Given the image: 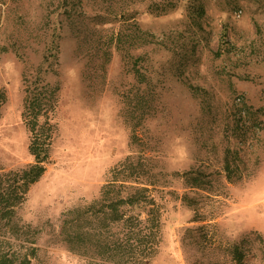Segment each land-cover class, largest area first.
<instances>
[{"label": "rangeland", "instance_id": "1", "mask_svg": "<svg viewBox=\"0 0 264 264\" xmlns=\"http://www.w3.org/2000/svg\"><path fill=\"white\" fill-rule=\"evenodd\" d=\"M198 6L203 16L192 14ZM138 29L154 42L146 48L149 89L127 64L141 53ZM117 35L124 51H114ZM50 39L60 46L56 75L46 77L59 87L56 129L46 171L15 214L37 231L31 264L100 262L70 251L63 215L97 199L127 157L156 176L151 194L164 207L149 264H236L235 243L243 264H264V0H0L2 171L33 163L21 117L25 77L50 69L43 60ZM227 149L240 159L231 181L223 172ZM190 170L205 176L203 189L179 176ZM201 225L205 237L196 246L183 240L187 228ZM3 235L0 250L25 245Z\"/></svg>", "mask_w": 264, "mask_h": 264}, {"label": "trees", "instance_id": "2", "mask_svg": "<svg viewBox=\"0 0 264 264\" xmlns=\"http://www.w3.org/2000/svg\"><path fill=\"white\" fill-rule=\"evenodd\" d=\"M192 14L203 16V7H195ZM122 16L123 13L114 15L115 18ZM105 23L109 20L100 19L98 22ZM135 38V49L141 53L127 64L138 83L149 89L153 64L146 48L154 42L152 35L141 29ZM124 43L117 35L114 51H124ZM59 48L58 42L50 39L43 50V60L51 65L50 69L39 68L34 79L25 77L21 117L29 133L28 151L33 163L18 170H0V234L23 238L25 245L15 251L0 250V264H31L35 255L37 231L29 225H19L15 214L25 201L30 185L38 181L49 163L51 140L56 129L51 117L57 106L59 87L51 85L46 77L48 73L56 75L52 66L58 63ZM109 55V52H102V59L107 60ZM4 102L5 95L0 92V107ZM137 138L132 133V143ZM239 160L235 151H224L223 172L228 181L238 178L232 168H238ZM179 176L191 189H203L208 184L198 170ZM155 184L156 176L145 170L139 161L127 157L111 170L110 178L102 186L97 199L63 215L60 234L70 251L87 255L92 260L99 259L100 262L92 264H149L161 243L164 214V207L151 194ZM183 201L191 206V199L184 196ZM193 221L199 222L200 219L196 216ZM203 229V225L187 228L183 240L187 239L188 244L196 246L198 240L205 237ZM229 255L236 264H243L245 254L242 245L233 244Z\"/></svg>", "mask_w": 264, "mask_h": 264}]
</instances>
